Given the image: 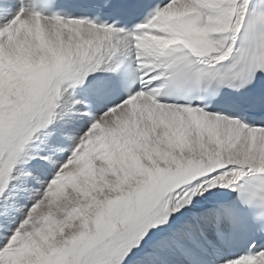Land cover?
I'll use <instances>...</instances> for the list:
<instances>
[{
	"label": "snow or ice",
	"instance_id": "obj_1",
	"mask_svg": "<svg viewBox=\"0 0 264 264\" xmlns=\"http://www.w3.org/2000/svg\"><path fill=\"white\" fill-rule=\"evenodd\" d=\"M0 264H264V0H0Z\"/></svg>",
	"mask_w": 264,
	"mask_h": 264
}]
</instances>
